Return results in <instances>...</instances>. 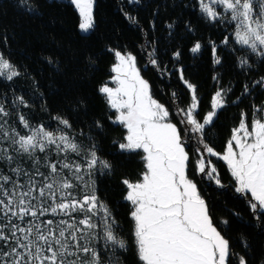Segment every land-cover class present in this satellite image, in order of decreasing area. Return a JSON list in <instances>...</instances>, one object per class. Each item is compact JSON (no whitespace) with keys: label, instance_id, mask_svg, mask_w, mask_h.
<instances>
[{"label":"snow or ice","instance_id":"obj_1","mask_svg":"<svg viewBox=\"0 0 264 264\" xmlns=\"http://www.w3.org/2000/svg\"><path fill=\"white\" fill-rule=\"evenodd\" d=\"M70 2L79 13V30L91 32L94 0ZM126 2L140 5L141 0ZM16 3L38 14L39 6L33 0ZM183 7L196 10L205 23L233 27L235 44L245 50L239 67H252L248 53L264 61V0H194ZM121 11L129 22L138 23L136 16ZM176 26L175 21L166 24L170 35ZM184 27L194 31L190 21H184ZM221 43L229 45V38L225 36ZM211 45L214 63L219 65L222 60L215 42ZM202 48L197 40L189 51L197 54ZM105 51L114 56L112 79L118 86L102 84L98 92L115 112L108 119L125 129L112 144L121 153H142L144 162L138 180L121 181L126 188L124 199L131 206L132 244L120 234L112 209L98 191L97 173L110 175L113 166L99 154L97 137L91 131L77 130L59 114L52 118L54 129L43 123L33 125L19 109L32 107L24 96H15L10 109L3 99L7 93L0 92V264H127L126 254L133 249L139 264H249L214 222L210 205L192 178L198 174L225 187L217 168L202 154L192 164L186 150L190 134H197L198 143H203L206 126L213 125L219 112L241 97L230 101L232 87H220L212 95L211 110L198 118L196 86L184 78L180 67L177 72L190 90L191 102L178 109L181 119L173 123L169 108L154 98L149 81L141 75L136 56L113 48ZM182 54L177 49L172 55L179 60ZM48 62L55 63L51 58ZM150 63L158 67L156 59ZM21 75L11 57L0 51V82L10 85ZM256 86L264 89V76L254 81L252 87ZM250 94L251 88L244 85L241 95ZM12 116L23 131L9 123ZM88 128L105 130L100 120ZM76 134L88 143L78 141ZM203 147L209 156L226 162L235 192L248 197L250 214L264 225V106L253 105L251 117L241 110L223 154L206 143ZM232 215L239 217L240 213ZM220 223L230 227L227 219ZM101 241L102 247H97ZM240 241L245 250L250 248L244 234Z\"/></svg>","mask_w":264,"mask_h":264},{"label":"trees","instance_id":"obj_2","mask_svg":"<svg viewBox=\"0 0 264 264\" xmlns=\"http://www.w3.org/2000/svg\"><path fill=\"white\" fill-rule=\"evenodd\" d=\"M33 2L39 6L38 14L18 7L16 0H0V51L10 56L22 73L10 85L0 82V92L7 93L3 99L10 109L14 97L23 95L32 107L19 106V109L33 125L43 123L54 129L56 121L52 118L59 114L70 119L77 130L91 131L97 137L99 154L113 166L110 175L97 173L98 191L112 209L119 232L130 246L131 206L124 199L126 188L121 181L138 180L144 162L140 158L142 153H121L112 144L113 139L123 136L125 129L108 119L115 112L98 92L102 84L110 87L115 76L111 71L114 56L105 49L131 52L136 56L141 75L149 81L154 98L169 108L173 123L181 119L178 109L186 108L191 102L190 90L177 72L180 67L184 69V78L196 86L200 100L198 118L211 110L212 95L220 87L226 90L232 87L228 96L230 101L241 97L236 104L229 103L221 110L213 125L206 126L203 143H198L196 134H190L192 139L186 150L192 164L202 154L217 168L225 187L198 174H193L192 178L210 205L214 222L224 230L233 250L245 255L249 264H260L264 259V225L250 214L248 197L235 192L236 183L226 162L209 156L203 145L206 143L223 154L231 139V130L240 121L241 110L251 117L253 105L264 106V89L252 87L254 81L264 76V61L248 53L252 67H239L238 60L245 56V50L235 44L233 27L205 23L196 10L183 7L194 0H141L140 5H130L126 0H95V28L86 35L79 30V13L70 0ZM121 9L136 16L138 23L129 22ZM173 21L177 26L170 35L166 24ZM184 21H190L194 31H187ZM225 36L229 38V45L221 43ZM5 38L7 43L3 42ZM197 40L203 45L202 51L192 54L189 49ZM211 42H215L217 55L222 60L219 65L214 63ZM177 49L183 53L179 60L172 55ZM49 58L55 63L50 64ZM150 59H156L158 67L153 66ZM214 76L218 80H214ZM244 85L251 88L250 95H241ZM173 93H176L175 97ZM95 120L104 124L103 132L88 128ZM9 123L23 131L15 116ZM76 139L88 143L86 137L78 134ZM233 212L240 216H233ZM223 219L230 221V227L225 228L220 223ZM241 234L250 245L247 250L241 244ZM102 244L103 241L97 247ZM126 259L127 264H139L134 249L126 254Z\"/></svg>","mask_w":264,"mask_h":264},{"label":"rangeland","instance_id":"obj_3","mask_svg":"<svg viewBox=\"0 0 264 264\" xmlns=\"http://www.w3.org/2000/svg\"><path fill=\"white\" fill-rule=\"evenodd\" d=\"M94 10H95V0H94V8H93V14H94ZM78 11V10H77ZM89 33H91V32H89ZM89 33H83L82 32V34H89ZM118 85H117V83L115 82V81H113L112 82V85L110 86V87H112V88H116ZM195 133H192V135H194ZM197 135V134H196Z\"/></svg>","mask_w":264,"mask_h":264}]
</instances>
